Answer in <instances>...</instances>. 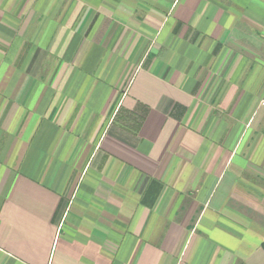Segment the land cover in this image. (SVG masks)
Wrapping results in <instances>:
<instances>
[{"label":"crops","instance_id":"0c3cea01","mask_svg":"<svg viewBox=\"0 0 264 264\" xmlns=\"http://www.w3.org/2000/svg\"><path fill=\"white\" fill-rule=\"evenodd\" d=\"M263 243L264 0H0V264Z\"/></svg>","mask_w":264,"mask_h":264},{"label":"trees","instance_id":"16d2710c","mask_svg":"<svg viewBox=\"0 0 264 264\" xmlns=\"http://www.w3.org/2000/svg\"><path fill=\"white\" fill-rule=\"evenodd\" d=\"M118 120H120L122 123L126 124V126L130 129H133L134 131H138L139 127L141 126L142 119L135 116V114H125L122 115V117H118ZM263 249H264V243H263Z\"/></svg>","mask_w":264,"mask_h":264}]
</instances>
